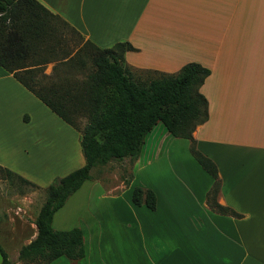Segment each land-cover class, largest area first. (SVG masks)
I'll list each match as a JSON object with an SVG mask.
<instances>
[{"label":"crops","instance_id":"obj_1","mask_svg":"<svg viewBox=\"0 0 264 264\" xmlns=\"http://www.w3.org/2000/svg\"><path fill=\"white\" fill-rule=\"evenodd\" d=\"M38 1L100 48L130 43L123 64L134 76L190 62L209 70L200 86L208 117L192 138L217 166V203L236 213L210 207L214 179L192 159L189 139L156 124L129 184L85 180L54 212L52 225L58 213L60 227L82 230L84 256L50 264H264V0ZM84 163L79 131L0 66V166L46 185L49 173ZM134 186L155 192L154 210L132 203ZM26 198L0 209L3 248L36 236L43 201L34 212Z\"/></svg>","mask_w":264,"mask_h":264},{"label":"trees","instance_id":"obj_2","mask_svg":"<svg viewBox=\"0 0 264 264\" xmlns=\"http://www.w3.org/2000/svg\"><path fill=\"white\" fill-rule=\"evenodd\" d=\"M81 35L60 16L38 0H0V66L12 74L52 112L80 133L85 163L55 179L45 189V198L35 219L37 233L22 245L18 258L50 264L60 257L78 260L84 256V237L79 227L57 230L52 217L85 180L92 169L111 161H134L145 136L161 123L175 138L190 141V152L212 177L207 201L213 210L236 213L216 201L220 179L216 164L195 147L192 132L206 121L207 100L200 91L209 70L198 63L183 65L177 73H158L137 78L124 64V53L134 49L128 42L100 48ZM53 72L69 71L71 77L87 64L92 71L87 86L67 88L50 82L42 74L46 63ZM63 88V90H61ZM72 89V90H71ZM80 98V99H79ZM85 110L86 115H82ZM86 116L80 126L79 116ZM8 174L34 185L12 171ZM132 176V175H131ZM130 178L125 181L129 184ZM134 205L156 208V194L150 188L135 186L131 192ZM0 264H12L0 245Z\"/></svg>","mask_w":264,"mask_h":264},{"label":"rangeland","instance_id":"obj_3","mask_svg":"<svg viewBox=\"0 0 264 264\" xmlns=\"http://www.w3.org/2000/svg\"><path fill=\"white\" fill-rule=\"evenodd\" d=\"M80 37L82 39L81 41L84 42L85 41L84 37L82 36ZM91 71H92V67L87 64L84 68H82L78 72L73 73V76L71 77V74H69V71L67 70L60 69L57 72L56 71L53 72V63L49 62L44 65L42 74L45 76L51 77L50 82L58 83L59 86L63 85L64 87H67V88L70 87L73 89H78V95H79V91H81L87 86L86 76ZM153 76L154 75H151L150 77H153ZM137 78H146V76L142 74H138ZM61 90H63V88H61ZM83 112L84 113L82 115H86L85 110H83ZM82 115L76 118L77 120H80V126H83V124L86 122V116H82ZM158 124L162 127L161 123H158ZM143 146L144 145H142V148ZM186 151L187 153L189 152V145L186 147ZM180 158L183 161L186 160V158H184L182 155H180ZM193 158L194 157H192V159ZM133 162L134 161H132L129 158H124L121 161H111L105 164H99L92 169L91 177L88 180L90 181H93L95 179H102L103 181H120L121 180L125 182L131 177V173L133 170L132 169ZM69 170L70 169H67L65 171H59V172L66 173ZM49 174L50 176L44 179L45 181L48 178H50L48 183H46V185H41L37 182H35L34 185H31V184H26L22 182L20 179L8 174L5 170L0 168V209L2 208L16 209L17 208L16 205L18 206V204H20L19 200L17 199L19 198V196L25 195L27 197L26 200H28V202L30 203V209L35 212L36 209L41 204V202L44 201L46 187L50 183H52L55 179L62 176L58 173L57 174L49 173ZM134 174L135 172L133 173V175ZM39 188H42L44 191ZM59 215L60 214L58 213L56 214L57 218L55 219V222L53 223L52 226L57 230H65L67 227L62 228L60 227L61 225H59L58 223ZM73 222L76 223L77 222L76 219H73ZM69 226L72 227L75 225H69ZM2 233L5 234V231H2ZM118 240L119 242H121V236ZM3 246L12 264H44L42 261L20 260L18 258L19 247H15L11 249L13 245L11 246V244H9L8 242H6V244ZM0 259H1V256H0ZM60 259H66V258H60ZM55 263H59V262H55Z\"/></svg>","mask_w":264,"mask_h":264}]
</instances>
